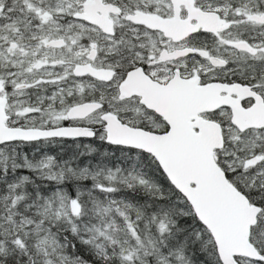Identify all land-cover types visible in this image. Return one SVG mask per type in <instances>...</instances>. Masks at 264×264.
Here are the masks:
<instances>
[{"label":"snow or ice","instance_id":"6c2138e0","mask_svg":"<svg viewBox=\"0 0 264 264\" xmlns=\"http://www.w3.org/2000/svg\"><path fill=\"white\" fill-rule=\"evenodd\" d=\"M0 264H264V0H0Z\"/></svg>","mask_w":264,"mask_h":264},{"label":"trees","instance_id":"16d2710c","mask_svg":"<svg viewBox=\"0 0 264 264\" xmlns=\"http://www.w3.org/2000/svg\"><path fill=\"white\" fill-rule=\"evenodd\" d=\"M66 148H67L68 150H71V149L74 148V147H72V144H71V143L67 142V144H66Z\"/></svg>","mask_w":264,"mask_h":264},{"label":"flooded vegetation","instance_id":"af4514ba","mask_svg":"<svg viewBox=\"0 0 264 264\" xmlns=\"http://www.w3.org/2000/svg\"><path fill=\"white\" fill-rule=\"evenodd\" d=\"M68 142L72 144V142H71V141H68ZM65 147H66V145H65ZM72 147H75V145H73V144H72Z\"/></svg>","mask_w":264,"mask_h":264}]
</instances>
